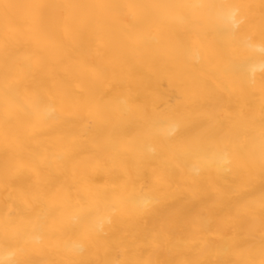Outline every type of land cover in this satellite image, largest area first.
I'll use <instances>...</instances> for the list:
<instances>
[{"label": "bare ground", "instance_id": "1", "mask_svg": "<svg viewBox=\"0 0 264 264\" xmlns=\"http://www.w3.org/2000/svg\"><path fill=\"white\" fill-rule=\"evenodd\" d=\"M0 264H264V0H0Z\"/></svg>", "mask_w": 264, "mask_h": 264}]
</instances>
